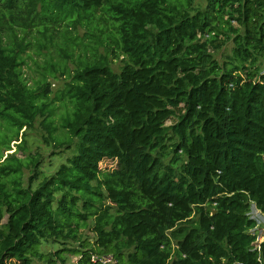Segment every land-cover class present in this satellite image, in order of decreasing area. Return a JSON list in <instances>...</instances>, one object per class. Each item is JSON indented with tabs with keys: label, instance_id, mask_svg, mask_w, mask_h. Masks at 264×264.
Wrapping results in <instances>:
<instances>
[{
	"label": "trees",
	"instance_id": "obj_1",
	"mask_svg": "<svg viewBox=\"0 0 264 264\" xmlns=\"http://www.w3.org/2000/svg\"><path fill=\"white\" fill-rule=\"evenodd\" d=\"M45 54L59 60L31 85L25 57ZM263 64L264 0H0V121L17 133L45 113L55 144L77 139L36 186L38 159L0 152V264H264L248 215L264 210Z\"/></svg>",
	"mask_w": 264,
	"mask_h": 264
},
{
	"label": "rangeland",
	"instance_id": "obj_2",
	"mask_svg": "<svg viewBox=\"0 0 264 264\" xmlns=\"http://www.w3.org/2000/svg\"><path fill=\"white\" fill-rule=\"evenodd\" d=\"M204 2L205 0H194V5L201 7L204 5ZM84 31L85 30L80 27L78 29V36H83ZM34 35L39 36L35 29L31 30L30 35H27L28 38L26 39L29 40V38H32ZM58 39V36H56L53 43ZM84 41H86V39H84ZM49 46L50 47L48 49L54 51V47L52 46V44H49ZM230 48L231 44H226L224 48L215 53V56L217 58H220V55L224 52L228 53L230 51ZM33 49L34 48L31 45L28 47L27 52L32 53ZM44 51L47 52L46 49H44ZM33 58L34 59L32 60H35V62L25 57L27 64H24L22 66L23 71L25 72L24 75L27 78L28 83L31 85H33V81L37 76V73L35 72L36 68H34L37 64L42 65L46 60H48V58L50 61L59 60L56 54H53L52 60L47 54H45L44 56L33 55ZM109 59L111 67L117 71L121 65V57L116 59ZM67 65L69 70H72L74 68V65L70 61L67 62ZM53 72L54 73L49 74L47 78V81L49 82L48 101L51 103V117L54 123L58 125L60 117L67 111L68 104H66L67 102L63 99V94H61V92L63 91L65 84L70 80V78L67 73L63 72V70H60L59 68H57ZM44 116L45 113L38 114L30 127L23 128L17 133H15L14 128L8 127L4 121H0V152L2 153L3 157L7 153L15 151L14 153L16 154V156L24 158L25 161H27V159H29L30 157H34L39 160L37 169H34L31 166H25V168L23 169V178L25 184L27 183V180L31 174L37 176L32 181L34 186H36L42 180L43 176L50 175L55 170H57L61 164L66 163L67 160L77 151L76 138H72L71 144H67L68 146L57 145L55 144V140L53 141L52 139H50L47 127H45L46 123L43 121ZM174 121L175 118H170L167 120L166 124L173 123ZM53 136L55 138L57 137L59 139H62V135L60 134L59 130L54 132ZM4 140H6V142H9L11 150H5L6 144H2ZM101 167H106L110 170L115 167V163L107 160L101 164ZM86 223L87 225H90L91 220H88ZM80 231L89 238L92 237V233L89 231V226L82 227ZM254 232L257 233V231ZM258 235L261 236V238H264L263 232L259 233ZM76 259L77 256L75 254L68 253L66 264H74ZM33 264H43V262L41 260L34 259Z\"/></svg>",
	"mask_w": 264,
	"mask_h": 264
},
{
	"label": "built area",
	"instance_id": "obj_3",
	"mask_svg": "<svg viewBox=\"0 0 264 264\" xmlns=\"http://www.w3.org/2000/svg\"><path fill=\"white\" fill-rule=\"evenodd\" d=\"M248 215L255 221V225L250 229V232L255 235L253 249L258 250L260 248V243L264 241V238H261V236L258 235L259 233H264V210L257 208V206L253 202H251ZM254 231H257V233ZM92 260L101 261L103 264L112 262V258L110 256L101 258L92 257Z\"/></svg>",
	"mask_w": 264,
	"mask_h": 264
}]
</instances>
